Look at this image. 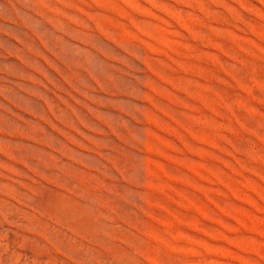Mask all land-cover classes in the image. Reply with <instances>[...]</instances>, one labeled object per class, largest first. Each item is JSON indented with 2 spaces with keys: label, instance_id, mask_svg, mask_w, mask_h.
Returning <instances> with one entry per match:
<instances>
[{
  "label": "rangeland",
  "instance_id": "374dc122",
  "mask_svg": "<svg viewBox=\"0 0 264 264\" xmlns=\"http://www.w3.org/2000/svg\"><path fill=\"white\" fill-rule=\"evenodd\" d=\"M0 264H264V0H0Z\"/></svg>",
  "mask_w": 264,
  "mask_h": 264
}]
</instances>
